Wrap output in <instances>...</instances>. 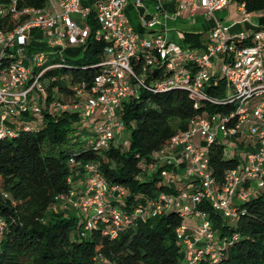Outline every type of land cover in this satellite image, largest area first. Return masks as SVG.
Segmentation results:
<instances>
[{
    "label": "built area",
    "instance_id": "1",
    "mask_svg": "<svg viewBox=\"0 0 264 264\" xmlns=\"http://www.w3.org/2000/svg\"><path fill=\"white\" fill-rule=\"evenodd\" d=\"M22 1L0 2V21L10 18L19 22L11 30H0V138L14 136L15 128L19 129L16 122L24 125L25 131L35 129L37 122L30 117L25 120V115L40 113L37 101L47 96L56 79L47 78L46 74L68 64L64 58L69 55L68 50L75 51L73 56L83 55L89 39L104 44L103 58L97 65L99 73L89 86L72 87L69 103L55 100L52 105L79 114L81 125L91 130L90 137H84L86 143L95 150L108 148L113 140H119L125 131V105L138 101L144 92L178 88L186 90L195 101L237 104L236 111L227 118L211 115L193 119L189 130L172 138L165 148L180 150L189 192L138 199L133 211L126 212L117 205L123 201L124 191L109 185L96 163L70 160L72 174L67 182L73 185L76 181L80 189L56 197L59 207L54 208L55 212L76 211L82 239L100 224H106L103 234L114 239L137 220L145 222L172 208L179 209L180 216L193 223L182 224L176 230L182 259L187 264H198L203 257H209L216 263L228 242L216 240L207 214L197 206L206 201L223 218L234 220L238 217L236 206L264 190V25L232 33L217 24L196 51L188 43L168 37L169 22L199 9L212 18L230 1L238 2L237 11L246 15L245 3L47 0L45 7L34 8L20 7ZM167 3L173 6L172 11L165 9ZM128 7L136 12V26L128 19ZM261 12L264 14V10ZM35 42L40 45L34 46ZM27 63L33 65V70ZM213 77L224 81L225 97L221 101L206 91ZM232 119L235 123L228 128ZM195 139L199 141L196 143ZM225 140L245 150L234 148L237 167L226 173L224 185L218 188L208 171L207 148L216 141L224 144ZM155 157L157 161L144 172L153 175L159 166H171L170 171L160 172L170 186L179 174V160L171 156L158 158V154ZM5 230L6 223L0 218V246Z\"/></svg>",
    "mask_w": 264,
    "mask_h": 264
},
{
    "label": "trees",
    "instance_id": "2",
    "mask_svg": "<svg viewBox=\"0 0 264 264\" xmlns=\"http://www.w3.org/2000/svg\"><path fill=\"white\" fill-rule=\"evenodd\" d=\"M240 2L245 3L247 11L264 10V0ZM46 3L47 0H23L20 7L43 8ZM17 24L5 18L0 21V30H11ZM184 41L200 44L199 35L193 33L184 34ZM103 49V43L89 39L81 58L49 71L45 77L56 79L47 96L37 101L40 113L25 115L37 122L35 129L25 131L24 125L16 122L19 129L15 128V135L0 138V218L6 223L0 264H187L182 259L176 230L182 224L193 223L181 217L179 209L172 208L145 222L137 220L114 239L103 234L106 224L98 225L82 239L77 213L68 215L60 209L55 212L54 208L59 207L56 197L69 195L74 189L67 182L72 174L70 160L96 163L104 180L124 191V199L117 205L126 212L133 211L138 199H157L161 194L177 196L183 191L171 188L160 176L163 169L170 171L171 166L163 164L153 175L144 170L157 161L155 156L169 146L172 138L189 130L193 119L211 115L227 118L236 111L237 104L195 101L186 90L178 88L144 92L138 101L124 107L122 119L125 130L130 132L129 147L124 149L119 140H113L108 148L95 150L79 134L85 129L79 114L52 103H69L72 87L89 86L99 73L97 65L102 61ZM206 91L221 101L225 97L223 79L213 77ZM234 123L232 119L227 127ZM66 144H79L80 150H57ZM207 153L208 171L221 188L226 173L237 167V155L235 151L230 154L220 141L209 145ZM188 185L189 181H185ZM236 208L238 217L230 220L216 213L206 201L197 206L207 214L216 240L228 242L216 263L203 257L198 264H264V190Z\"/></svg>",
    "mask_w": 264,
    "mask_h": 264
},
{
    "label": "rangeland",
    "instance_id": "3",
    "mask_svg": "<svg viewBox=\"0 0 264 264\" xmlns=\"http://www.w3.org/2000/svg\"><path fill=\"white\" fill-rule=\"evenodd\" d=\"M239 3L238 2H229V5L227 7V11H225V17L223 18V20L221 21L220 26L225 29V30H235V29H239L240 32H247L249 29L251 28H255L257 26L262 25V22H264V14H262L261 11H247L246 15H242L241 13H239L237 11ZM129 16L130 19L132 21V23H134V13L133 12H129ZM185 20V23H183V21ZM181 20V17H178L177 20L175 22H169L168 26H169V31L167 32L168 37L171 40H175L176 41V33H177V29L185 31L186 29L190 28V25L193 21L192 19H184ZM40 36V35H38ZM203 42H206L209 39V35L207 33L204 34L203 36ZM40 44H37L36 42L34 43V46H39ZM67 52H69V55H64V58L67 62H73L75 60H78L79 58L82 57V55H77V56H73L75 54V51L73 50H68ZM30 66V69L33 70V65L30 63H27ZM215 69L218 71V66H215ZM216 71V72H217ZM80 125H78L79 127ZM80 136H84V137H90L91 135V130L86 128V129H82V131L79 133ZM119 144H121L123 146L124 149H127L129 147L130 144V132L128 130H125L119 137ZM224 145L226 146V150H228V152L231 154L234 151V148L236 147L239 151H243L245 150V147L239 146L233 142H230L228 140L224 141ZM70 150L73 152L79 151L80 150V145L79 144H66L63 145L59 148H57V150ZM177 179H179L180 181H186L187 178L186 176L182 173L179 172ZM173 188V187H172ZM189 191V190H188ZM61 210V209H60ZM60 210H57V212H59ZM64 211L65 213H67L68 215L71 214L72 210L66 209V210H61ZM76 214V211H73Z\"/></svg>",
    "mask_w": 264,
    "mask_h": 264
},
{
    "label": "crops",
    "instance_id": "4",
    "mask_svg": "<svg viewBox=\"0 0 264 264\" xmlns=\"http://www.w3.org/2000/svg\"><path fill=\"white\" fill-rule=\"evenodd\" d=\"M233 2V1H232ZM234 3V2H233ZM229 5V4H228ZM228 5L220 12L217 13L214 17L210 18L207 17L204 13V11L202 9L197 10L195 13L191 14V12H185L184 14H182L181 16V20L184 19H192L193 21L190 25V28L186 29L185 31L179 30L177 29V33H176V41L179 42H185L184 41V34L186 33H193V35H199V42L200 44L204 41L203 36L205 33H207L211 28H213L215 25L217 24H221V21L223 20V18L225 17V11H227V7ZM165 9H167L168 11H172L173 6L170 4H166L164 5ZM129 12H133L134 13V23H132L130 16H129ZM126 14L128 16V19L130 21V23L132 25L136 26V12L133 8L128 7L126 10ZM183 23H185V20L183 21ZM262 25H264V22H262ZM229 32L232 33H238L240 32L239 29H235V30H228ZM175 41V40H174ZM199 44V46H200ZM190 47L195 49L196 51H199V46H195L196 44L193 43H189ZM199 140L195 139V142L197 143ZM165 156H171L174 159L179 160V165L177 166V172H182L184 163L181 160V152L179 149H164L162 152H160L158 154V158L159 157H165ZM163 164V163H161ZM171 188L173 187V189H178V190H182L183 192H189L190 189L189 187L185 186V181H180L179 179H177L173 184L170 185ZM74 189H80V186L78 185V183L75 181L73 184ZM189 190V191H188ZM191 225V224H190Z\"/></svg>",
    "mask_w": 264,
    "mask_h": 264
}]
</instances>
